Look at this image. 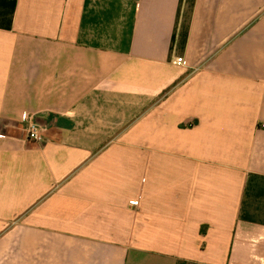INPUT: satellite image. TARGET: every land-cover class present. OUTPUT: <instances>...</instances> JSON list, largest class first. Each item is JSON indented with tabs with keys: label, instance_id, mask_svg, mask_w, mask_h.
Wrapping results in <instances>:
<instances>
[{
	"label": "crops",
	"instance_id": "crops-1",
	"mask_svg": "<svg viewBox=\"0 0 264 264\" xmlns=\"http://www.w3.org/2000/svg\"><path fill=\"white\" fill-rule=\"evenodd\" d=\"M263 125L264 0H0V264H264Z\"/></svg>",
	"mask_w": 264,
	"mask_h": 264
},
{
	"label": "built area",
	"instance_id": "built-area-1",
	"mask_svg": "<svg viewBox=\"0 0 264 264\" xmlns=\"http://www.w3.org/2000/svg\"><path fill=\"white\" fill-rule=\"evenodd\" d=\"M175 64L179 67H185L187 65L184 58H178ZM25 123L27 124V134L31 141L36 143H44L45 138L41 132L39 124L36 122L33 116H27L25 118ZM264 128V125L262 126Z\"/></svg>",
	"mask_w": 264,
	"mask_h": 264
},
{
	"label": "trees",
	"instance_id": "trees-1",
	"mask_svg": "<svg viewBox=\"0 0 264 264\" xmlns=\"http://www.w3.org/2000/svg\"><path fill=\"white\" fill-rule=\"evenodd\" d=\"M205 231V229L203 230V232Z\"/></svg>",
	"mask_w": 264,
	"mask_h": 264
}]
</instances>
